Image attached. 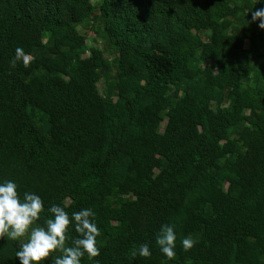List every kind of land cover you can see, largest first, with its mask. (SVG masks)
I'll return each instance as SVG.
<instances>
[{"label":"trees","instance_id":"trees-1","mask_svg":"<svg viewBox=\"0 0 264 264\" xmlns=\"http://www.w3.org/2000/svg\"><path fill=\"white\" fill-rule=\"evenodd\" d=\"M260 8L0 0V181L41 197L38 225L51 203L92 209L99 255L81 264H264ZM17 48L27 65L12 66ZM165 224L171 259L155 244ZM142 243L149 257L133 255ZM18 247L0 237V264H19Z\"/></svg>","mask_w":264,"mask_h":264},{"label":"clouds","instance_id":"clouds-1","mask_svg":"<svg viewBox=\"0 0 264 264\" xmlns=\"http://www.w3.org/2000/svg\"><path fill=\"white\" fill-rule=\"evenodd\" d=\"M264 3V0H258ZM252 11V9L250 10ZM252 22L264 29V8L252 11ZM20 60L25 65L28 57L21 48L15 50L11 61L12 66ZM17 184L12 180L0 181V237L18 241L19 247L15 252L19 264H44L50 257V264H81V258L99 255L97 237L100 235L95 222V213L91 208H82L69 215L61 205L51 203L46 212L49 214L42 225L36 224L44 209V202L35 193L25 191L21 195ZM71 225L77 236L66 244L68 229ZM177 236L170 224L161 225L155 244L167 259L174 255ZM185 251L189 250L194 241L188 236L180 240ZM58 253V254H53ZM133 255L149 257L151 251L147 243H142L134 250Z\"/></svg>","mask_w":264,"mask_h":264},{"label":"rangeland","instance_id":"rangeland-1","mask_svg":"<svg viewBox=\"0 0 264 264\" xmlns=\"http://www.w3.org/2000/svg\"><path fill=\"white\" fill-rule=\"evenodd\" d=\"M78 28H79V31H80V33H81L82 35H85V36L88 37V40H87L88 43H91V42L94 41V39H93V41H92V38L95 37V32H94L92 29H90V28H85L84 26H79ZM86 39H87V38H86ZM99 88L102 89V88H103V85L100 84V85H99Z\"/></svg>","mask_w":264,"mask_h":264}]
</instances>
